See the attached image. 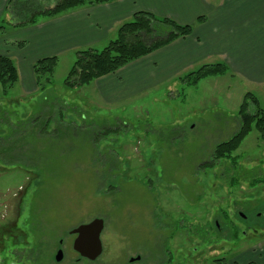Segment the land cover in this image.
Returning a JSON list of instances; mask_svg holds the SVG:
<instances>
[{
  "label": "rangeland",
  "instance_id": "1",
  "mask_svg": "<svg viewBox=\"0 0 264 264\" xmlns=\"http://www.w3.org/2000/svg\"><path fill=\"white\" fill-rule=\"evenodd\" d=\"M21 2L57 0L11 1L0 37L21 29L8 13ZM75 60L60 58L44 91L21 68L8 92L0 84V264H264V138L253 130L229 158L214 154L239 130L246 93L264 110V84L228 71L135 92L122 78L107 99L96 81L65 85ZM96 218L92 261L72 231Z\"/></svg>",
  "mask_w": 264,
  "mask_h": 264
},
{
  "label": "crops",
  "instance_id": "2",
  "mask_svg": "<svg viewBox=\"0 0 264 264\" xmlns=\"http://www.w3.org/2000/svg\"><path fill=\"white\" fill-rule=\"evenodd\" d=\"M9 0H0V20ZM137 12H149L183 25L191 35L129 63L116 73L96 79L109 99L120 89L140 92L166 83L172 91L180 77L203 65L224 63L235 76L264 84V0H118L84 5L35 25L17 29L13 40L0 37V54L19 60L25 84L32 89L33 64L44 57L63 58L85 48H104L117 37L119 27ZM204 17V21L198 19ZM24 42L18 47L16 42ZM24 77V76H23ZM121 90V89H120Z\"/></svg>",
  "mask_w": 264,
  "mask_h": 264
},
{
  "label": "trees",
  "instance_id": "3",
  "mask_svg": "<svg viewBox=\"0 0 264 264\" xmlns=\"http://www.w3.org/2000/svg\"><path fill=\"white\" fill-rule=\"evenodd\" d=\"M11 1L13 0H9L8 4ZM114 1L118 0H57L54 6L34 10L21 2L20 6L8 13L12 16L10 24L14 28H23L35 25L41 16L54 17L80 6ZM204 19L200 17L198 21L202 22ZM3 28L4 26H0V36ZM192 32L191 24L183 25L149 12H137L131 20L119 27L117 37L103 49L85 48L76 52V60L65 79V85L69 88L88 86L96 79L116 73L129 63L165 47L176 39L187 37ZM15 44L18 47L25 45L21 41ZM58 63V56H50L41 58L33 64L36 84L40 90L44 91L52 83ZM228 71L224 63L203 65L181 76L180 81L187 86L197 85L203 79L210 76H223ZM19 79V69L14 59L9 55L0 54V84L4 86V91L8 92L19 82ZM252 108L254 112L250 111ZM239 115L241 124L239 130L229 140L218 144L214 152L216 158H229L253 130H257L264 138V110L257 96L252 93L244 95ZM247 264L259 263L250 260Z\"/></svg>",
  "mask_w": 264,
  "mask_h": 264
},
{
  "label": "water",
  "instance_id": "4",
  "mask_svg": "<svg viewBox=\"0 0 264 264\" xmlns=\"http://www.w3.org/2000/svg\"><path fill=\"white\" fill-rule=\"evenodd\" d=\"M104 220L96 218L89 223L81 224L75 228L72 233L77 237L74 241V249L84 258L96 260L103 252V243L101 234L104 230ZM63 259V251L60 249L57 252L56 260Z\"/></svg>",
  "mask_w": 264,
  "mask_h": 264
},
{
  "label": "flooded vegetation",
  "instance_id": "5",
  "mask_svg": "<svg viewBox=\"0 0 264 264\" xmlns=\"http://www.w3.org/2000/svg\"><path fill=\"white\" fill-rule=\"evenodd\" d=\"M76 235V234H75ZM76 237H77V235H76ZM76 239V238H75ZM75 241V240H74ZM74 245V244H73Z\"/></svg>",
  "mask_w": 264,
  "mask_h": 264
}]
</instances>
